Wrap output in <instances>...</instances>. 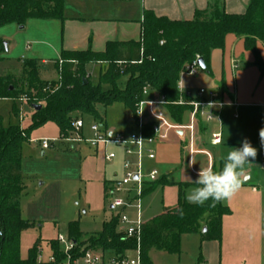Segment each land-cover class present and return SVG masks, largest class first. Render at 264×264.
<instances>
[{
    "label": "trees",
    "instance_id": "obj_1",
    "mask_svg": "<svg viewBox=\"0 0 264 264\" xmlns=\"http://www.w3.org/2000/svg\"><path fill=\"white\" fill-rule=\"evenodd\" d=\"M207 13L208 10H197L190 20H173L145 10L140 40L109 41L103 51L63 49L54 64L58 79H43L42 63L37 58L23 59L21 88L14 76L0 77V98L17 99L25 95L31 106H40L33 108L32 124L25 129L19 125L3 126L0 118V264H63L66 258L58 239L50 241L53 260H40L37 243L28 257L20 255L21 233L30 226L20 207V196L25 189L21 174L22 146L32 129L54 122L60 137L74 135L73 123L80 114L101 119L98 105L106 108L115 101L122 102L129 114L134 115L145 87L170 102L181 97L187 99L188 95L179 87L182 71L195 58L202 57L207 66L204 71L209 72L211 52L224 48L228 34L244 37L245 48L255 54V63L264 71L257 48V40L264 41V0H250L243 13H228L222 7L210 15ZM31 18L64 21V0H0V28L11 23L24 25ZM5 51L6 44L0 37V61ZM60 60H63L61 67ZM92 62L100 63L95 81L85 68ZM123 77L126 83L121 87ZM84 78L87 83L83 82ZM188 108L171 103L168 112L172 120L182 122ZM213 167L222 169L221 162ZM162 181L148 183L144 194L167 183ZM212 204L211 200L202 206L189 203L180 189L176 206L164 208L143 221L141 261L150 263L152 250L179 253L183 234L201 233L204 239L219 240L222 217L230 210L222 202ZM179 209L184 210L183 217L178 214ZM204 227H207L205 233ZM69 236L75 245L73 257L93 249L122 259L137 247L136 238L126 236L117 215L105 221L102 229L90 234L84 243L77 245L82 237L77 222L70 223Z\"/></svg>",
    "mask_w": 264,
    "mask_h": 264
},
{
    "label": "rangeland",
    "instance_id": "obj_2",
    "mask_svg": "<svg viewBox=\"0 0 264 264\" xmlns=\"http://www.w3.org/2000/svg\"><path fill=\"white\" fill-rule=\"evenodd\" d=\"M136 2V0H64V15L69 18L67 22L31 18L24 25L11 23L1 27L0 36L11 43V47L5 51L4 59L0 61V77L14 76L21 88L24 58L45 59L47 62L42 66L51 68L60 57L63 46L80 43L78 41L80 33L77 34L75 28L77 23L70 18L99 17L110 9L123 10L130 3ZM219 8L221 9L219 5L212 6L207 14L210 15ZM98 64L92 62L85 65L93 81L98 78ZM43 72L49 81L54 76L60 78L58 72L46 74ZM125 83L126 77H123L119 84L123 87ZM97 109L101 119L89 114L83 116L80 114L78 117L84 123L82 142L60 139L58 126L54 122H47L32 129L29 139L23 143L21 174L25 189L20 196V207L22 217L30 226L21 233L22 258L28 257L30 249L37 243L41 249L40 260H50L52 257L50 241L56 240L59 234H63L67 240H72L69 236L71 222H77L82 233L78 245L84 243L90 234L100 231L103 223L119 212L110 206L105 193V181L115 177V173L117 176L122 175V162L120 159L108 162L102 147L95 151L85 140L91 137L90 127L93 124L104 123L115 130L131 129L130 114L120 101H115L106 108L98 105ZM33 112L34 109L28 101L0 98V118L3 126L19 125L24 129L28 128L32 124ZM223 114L221 128L224 142L217 147L220 159L224 163L230 149L242 147L243 141L247 139L257 149V156L255 159L249 158L250 163L245 165L244 174L250 172L253 181L262 182L264 145L261 143L259 132L264 129V110L249 108V113L246 114L241 109L237 120L231 118L228 109H225ZM42 139L49 140L48 148L42 147ZM184 171L183 167H178L170 175V180L180 181L184 177ZM179 184L173 185L169 181L151 193L147 201L150 202V212H160L162 202L166 206L176 204L180 189L185 198L191 190L186 185H190L191 182ZM60 249L63 252V244H60ZM99 251L109 255L106 251ZM136 256V250L129 252L130 258Z\"/></svg>",
    "mask_w": 264,
    "mask_h": 264
},
{
    "label": "crops",
    "instance_id": "obj_3",
    "mask_svg": "<svg viewBox=\"0 0 264 264\" xmlns=\"http://www.w3.org/2000/svg\"><path fill=\"white\" fill-rule=\"evenodd\" d=\"M136 1L135 4L130 3L123 10L110 9L99 17L70 18L77 23L75 28L77 34L80 33L78 38L80 43L66 44L65 47H62V50H86L91 48L94 51H103L109 41H138L142 38V20L145 10H153L157 15L167 16L173 20H190L197 10H208L216 5H219L228 13H243L250 0ZM67 19L69 18L66 17V22ZM65 31L67 30L65 29ZM2 39L6 43V51L9 50L11 43L9 44L4 38ZM257 48L260 59L264 64V41L257 40ZM39 60L42 64L47 62L45 59ZM255 61V54L245 48L244 37L228 34L224 48L214 49L211 52L210 71L202 70L196 76L182 75L180 89L183 92L195 94L199 87L213 88L222 92L226 100L236 102V105H227L223 108L221 124L225 109L229 110L230 116L234 120L239 119L241 109L246 114L249 113V108L264 110V71L260 69ZM98 65L100 69V63ZM43 71H45V74L47 72H57L54 66L51 68L42 66L41 75L45 80L48 79ZM55 79L57 78L54 76L51 80ZM130 121L132 124L131 129H133L134 121L131 116ZM218 127L219 123H213L207 124L204 130L201 129V138L204 143L202 146L211 150L213 164L221 162V165H223L217 151V147L224 142L223 133L220 144L215 146L207 144L211 131L216 130ZM131 129L124 128L122 130ZM95 151L98 150L95 149ZM118 159L121 160V156ZM146 166L157 167L160 172L159 180H163L162 182L167 181V183L159 184L154 190L145 194L143 220H148L161 213L164 208L176 206L178 203V199L176 204L170 206H166L162 202L160 212H150V202H147L149 201V195L154 193L160 186H164L170 181L173 185L191 182L190 185H186L189 189L197 187L194 182L198 179V174H194L188 168L183 146L174 135L168 142L158 147L155 160H146ZM180 166L185 170L184 177L180 181H171L170 175ZM195 166L198 172L201 167H208L206 156L203 154L196 155ZM245 177L244 183L234 197L222 201L223 205L227 206L230 211L222 217V234L219 240L204 239L201 233L183 234L179 253L152 250L149 254L150 263L148 264H264V194H261L264 191L261 189L262 182L253 181L250 172L245 173Z\"/></svg>",
    "mask_w": 264,
    "mask_h": 264
},
{
    "label": "built area",
    "instance_id": "obj_4",
    "mask_svg": "<svg viewBox=\"0 0 264 264\" xmlns=\"http://www.w3.org/2000/svg\"><path fill=\"white\" fill-rule=\"evenodd\" d=\"M62 64L63 60H60V67ZM200 72L202 69L197 57L186 66L181 76H196ZM186 94L187 99L181 97L176 102H170L145 87L143 98L138 102L135 114L130 115L134 121L133 129L115 130L104 123L93 124L90 127L91 137L85 140L87 144L97 150L102 147L108 162H114L121 156L122 175H116L108 180L105 193L111 208L119 210L116 215L126 236L136 238L137 256L116 259L114 256L104 255L101 251L89 249L82 255L73 257L74 242L67 240L63 234H59L57 239L64 245L63 252L66 255L63 264H144L140 257L144 190L148 183L157 181L160 176L157 167L146 166V160H155L158 147L168 142L174 135L183 146L190 171L198 174L195 166V157L198 154L205 155L208 165L213 166L211 150L202 146L204 143L201 138V129L207 124L219 123V127L211 131L207 144L212 146L220 144L222 142L221 112L225 106L237 104L226 100L219 90L204 86L199 87L195 94L190 92ZM17 99L28 100L25 95ZM171 103L189 107L182 122L171 119L168 112V106ZM73 126L76 135L60 137V139L69 142L84 141L81 136L84 128L83 120H75ZM179 132L182 134L180 135ZM41 143L43 148H48L50 145L47 139H42ZM261 189L264 191V176ZM50 260H53V257Z\"/></svg>",
    "mask_w": 264,
    "mask_h": 264
},
{
    "label": "clouds",
    "instance_id": "obj_5",
    "mask_svg": "<svg viewBox=\"0 0 264 264\" xmlns=\"http://www.w3.org/2000/svg\"><path fill=\"white\" fill-rule=\"evenodd\" d=\"M259 136L261 143L264 144V129L260 130ZM256 156L257 149L245 139L242 147L230 149L222 169L215 170L213 166L200 168L198 179L194 182L198 186L186 194V200L201 206L211 200L214 206L216 203L233 198L246 179L245 165L250 163L249 158L255 159ZM178 214L183 217L184 210L179 209Z\"/></svg>",
    "mask_w": 264,
    "mask_h": 264
},
{
    "label": "water",
    "instance_id": "obj_6",
    "mask_svg": "<svg viewBox=\"0 0 264 264\" xmlns=\"http://www.w3.org/2000/svg\"><path fill=\"white\" fill-rule=\"evenodd\" d=\"M5 44H6V43H5ZM198 64H199V66L201 67V69H202L203 71L206 70L207 66H206L205 60H204L202 57L198 58ZM83 82H84V83H87V79L84 78V79H83ZM11 88H12V87H11ZM32 108L39 109L40 106H39V105H37V106H36V105H33ZM179 134L181 135L182 132H179ZM206 231H207V227H204V228L202 229V232L205 233Z\"/></svg>",
    "mask_w": 264,
    "mask_h": 264
}]
</instances>
